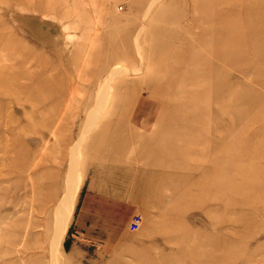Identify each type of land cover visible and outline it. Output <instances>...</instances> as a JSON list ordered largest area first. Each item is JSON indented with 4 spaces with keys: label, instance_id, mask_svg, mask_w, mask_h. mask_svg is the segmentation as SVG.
Instances as JSON below:
<instances>
[{
    "label": "rangeland",
    "instance_id": "1",
    "mask_svg": "<svg viewBox=\"0 0 264 264\" xmlns=\"http://www.w3.org/2000/svg\"><path fill=\"white\" fill-rule=\"evenodd\" d=\"M0 264H264V0H0Z\"/></svg>",
    "mask_w": 264,
    "mask_h": 264
},
{
    "label": "built area",
    "instance_id": "2",
    "mask_svg": "<svg viewBox=\"0 0 264 264\" xmlns=\"http://www.w3.org/2000/svg\"><path fill=\"white\" fill-rule=\"evenodd\" d=\"M136 221H138V218L136 217Z\"/></svg>",
    "mask_w": 264,
    "mask_h": 264
}]
</instances>
